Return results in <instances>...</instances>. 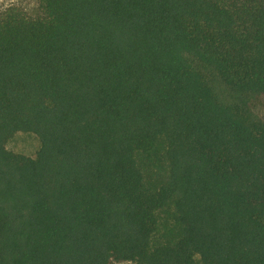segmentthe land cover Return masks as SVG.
<instances>
[{
  "label": "trees",
  "instance_id": "16d2710c",
  "mask_svg": "<svg viewBox=\"0 0 264 264\" xmlns=\"http://www.w3.org/2000/svg\"><path fill=\"white\" fill-rule=\"evenodd\" d=\"M263 109L264 0L1 7L0 264H264Z\"/></svg>",
  "mask_w": 264,
  "mask_h": 264
},
{
  "label": "rangeland",
  "instance_id": "374dc122",
  "mask_svg": "<svg viewBox=\"0 0 264 264\" xmlns=\"http://www.w3.org/2000/svg\"><path fill=\"white\" fill-rule=\"evenodd\" d=\"M12 2H20L22 5L34 4L35 0H0V8ZM264 115V109L261 111ZM40 147L38 138L33 134L17 133L7 144V149L13 153L35 157ZM129 264V263H115Z\"/></svg>",
  "mask_w": 264,
  "mask_h": 264
}]
</instances>
